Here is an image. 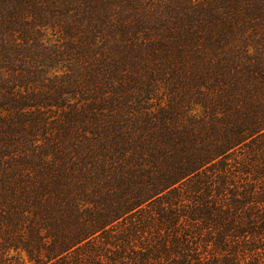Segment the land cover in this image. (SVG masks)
<instances>
[{
    "label": "trees",
    "instance_id": "1",
    "mask_svg": "<svg viewBox=\"0 0 264 264\" xmlns=\"http://www.w3.org/2000/svg\"><path fill=\"white\" fill-rule=\"evenodd\" d=\"M0 264H264V0H0Z\"/></svg>",
    "mask_w": 264,
    "mask_h": 264
}]
</instances>
